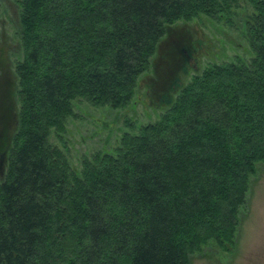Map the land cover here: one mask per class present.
Instances as JSON below:
<instances>
[{
  "label": "trees",
  "instance_id": "16d2710c",
  "mask_svg": "<svg viewBox=\"0 0 264 264\" xmlns=\"http://www.w3.org/2000/svg\"><path fill=\"white\" fill-rule=\"evenodd\" d=\"M246 2L245 56L208 64L164 98L157 121H129L134 133L76 170L50 142L75 103L127 107L172 25L234 26L240 2L18 0L23 58L0 177V264H191L209 244L235 247L264 164V0Z\"/></svg>",
  "mask_w": 264,
  "mask_h": 264
},
{
  "label": "rangeland",
  "instance_id": "374dc122",
  "mask_svg": "<svg viewBox=\"0 0 264 264\" xmlns=\"http://www.w3.org/2000/svg\"><path fill=\"white\" fill-rule=\"evenodd\" d=\"M239 2L234 26L208 18L172 25L158 45L150 70L140 78L133 103L115 110L93 107L79 100L75 103V117L67 122L66 133L62 138L53 133L50 142L65 152L74 169L80 170L84 158L111 152L123 132L134 133L127 127L129 121H133L137 129L157 121L168 107L164 98H175L178 87L208 64L245 56L249 44L243 19L252 8L246 0ZM19 13L18 0H0V177L18 125L15 65L23 58ZM191 264H264V164L258 165L257 174L251 178L247 203L240 213L235 247L225 252L209 244Z\"/></svg>",
  "mask_w": 264,
  "mask_h": 264
},
{
  "label": "water",
  "instance_id": "95a60500",
  "mask_svg": "<svg viewBox=\"0 0 264 264\" xmlns=\"http://www.w3.org/2000/svg\"><path fill=\"white\" fill-rule=\"evenodd\" d=\"M167 98H168L167 100H170L171 101V97L167 96ZM167 103H168V101H167ZM169 103H171V102H169Z\"/></svg>",
  "mask_w": 264,
  "mask_h": 264
}]
</instances>
